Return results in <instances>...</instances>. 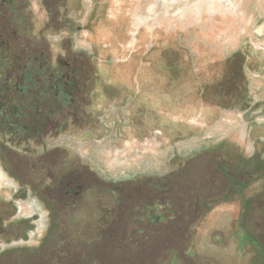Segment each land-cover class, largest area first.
<instances>
[{
	"label": "flooded vegetation",
	"instance_id": "af4514ba",
	"mask_svg": "<svg viewBox=\"0 0 264 264\" xmlns=\"http://www.w3.org/2000/svg\"><path fill=\"white\" fill-rule=\"evenodd\" d=\"M71 8L69 0H0V264H66V253L71 264L97 257V264H105L102 255H109L113 242L146 250L129 254L124 264H202L194 257L230 264L222 255L194 251L202 239L193 236L192 212L205 216L224 206L236 211L228 240L231 264H252L254 258L264 264V122L258 116H264V88L256 91L263 106L258 112L251 103L257 88L250 93L252 79L242 75L245 53L237 49L227 56L216 84L219 114L243 113L242 124L233 125L236 136L202 145L185 160L157 157L148 171L118 178L99 169L94 146L82 141L105 145L120 131L138 141L144 125L149 132L160 126L147 127L143 115L152 104L144 102L140 86L91 92L106 80L87 72L90 54L76 48L73 37L82 28ZM167 84L169 99L159 107L176 103L175 86ZM112 113L119 116L116 127L107 121ZM200 156L210 159L226 185L212 180L210 189H176L172 176ZM7 251H13L10 259Z\"/></svg>",
	"mask_w": 264,
	"mask_h": 264
},
{
	"label": "rangeland",
	"instance_id": "374dc122",
	"mask_svg": "<svg viewBox=\"0 0 264 264\" xmlns=\"http://www.w3.org/2000/svg\"><path fill=\"white\" fill-rule=\"evenodd\" d=\"M72 4L75 10L71 8L70 13L82 28L73 37L76 48L90 54L84 60L87 72L94 75L93 80H106L103 83L98 81L91 92L119 93L130 83L136 90L140 86L144 89V102L150 99L152 104L143 115H147V127L160 126V131L149 132L143 124V139L138 141L128 138L122 131L114 132L105 145L100 140L82 141L85 145L89 141L94 146L92 153L104 174L103 167L113 176L128 177L148 171L154 162L157 164V157L185 160V157L199 153L202 145L214 146L231 135L236 136L233 125L241 123L243 113L220 115L216 100V84L220 82L227 56L234 50L245 53L242 75L252 79L249 92L257 89L253 91L251 103H257L258 112L262 111V97L256 91L264 88V0H69V6ZM135 80H144L145 84L137 85ZM170 81L175 86L176 103L171 108L159 107L169 99L170 93L164 89ZM204 86L207 90L203 89ZM258 116L259 121L264 122V116ZM118 119L119 116L112 113L107 121L116 127ZM240 133L239 140L242 141L246 134ZM157 135L159 139H156ZM118 139L124 142L118 144ZM206 157L200 156L194 160L195 165H187L175 172L172 180L176 189L209 188L212 180L215 184L224 182L226 185L219 173L211 169L212 162ZM36 204L42 206L39 200ZM37 205H34V211ZM222 208L205 216L201 213L194 216L192 212V224L201 221L198 226L194 225L193 236L200 233L202 239L194 251L222 255L231 264L234 250L229 241L232 242L231 226L236 211L229 206ZM30 213L31 210L27 215ZM183 225L181 229L187 222ZM212 229L218 235L212 234ZM108 246L109 255H102L105 264H124L126 256L143 250L141 245L135 244L113 242ZM166 252L161 254L167 255ZM12 253L5 258L10 259ZM69 258L66 253V264H71ZM194 259L202 264L207 262L198 257ZM99 260L94 258L91 264H97L95 261ZM260 260L254 258L251 263L260 264ZM40 263L47 264L36 261V264Z\"/></svg>",
	"mask_w": 264,
	"mask_h": 264
},
{
	"label": "bare ground",
	"instance_id": "6f19581e",
	"mask_svg": "<svg viewBox=\"0 0 264 264\" xmlns=\"http://www.w3.org/2000/svg\"><path fill=\"white\" fill-rule=\"evenodd\" d=\"M223 1V0H222ZM225 1V0H224Z\"/></svg>",
	"mask_w": 264,
	"mask_h": 264
}]
</instances>
